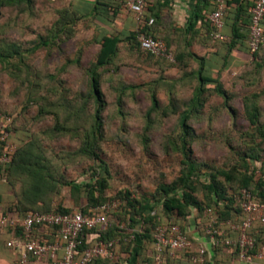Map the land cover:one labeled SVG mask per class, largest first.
Here are the masks:
<instances>
[{"label": "rangeland", "instance_id": "rangeland-1", "mask_svg": "<svg viewBox=\"0 0 264 264\" xmlns=\"http://www.w3.org/2000/svg\"><path fill=\"white\" fill-rule=\"evenodd\" d=\"M76 12L74 0H0V119H10L15 140L38 149L32 156L49 158L46 165L39 162L40 170L47 172L52 162L55 175L57 170L68 183L55 196L42 188L31 198L41 205L32 208L58 211L71 184L96 186L101 175L108 185L104 200L122 205L112 225L123 223L129 229L135 213L127 199L138 201L137 207L147 201L159 205L160 213L166 197L162 187L187 175L190 164L194 170L188 182L197 185L194 194L202 209L209 198L204 186L213 179L233 190L249 170L264 171V48L257 61L250 56L242 66L229 69L227 62L216 63L211 74L220 85L207 84L199 104L193 105L199 83L191 72L200 65L189 59L187 49L179 44L174 52L186 56L178 64L183 67L134 48L122 49L115 61L102 64L89 20L77 19ZM94 71L105 103L101 128L91 96ZM220 87L229 96L227 104ZM153 96L157 108L149 115ZM186 110L191 111L190 130L183 142L180 116ZM254 115L257 125L251 123ZM86 145L96 158L81 152ZM225 173H234V181H226ZM85 201L75 209L71 199L70 210H81ZM200 212L192 208L190 221L199 219Z\"/></svg>", "mask_w": 264, "mask_h": 264}, {"label": "built area", "instance_id": "built-area-1", "mask_svg": "<svg viewBox=\"0 0 264 264\" xmlns=\"http://www.w3.org/2000/svg\"><path fill=\"white\" fill-rule=\"evenodd\" d=\"M117 1L121 7L119 17L122 19L131 15L138 30L142 29L149 0ZM213 3L216 8L208 17L214 29L211 36L214 40L224 41L226 38L222 29L226 0H213ZM248 12L250 27L247 44L250 56L254 58L264 48V0H253ZM137 41L142 51L174 61L173 53L162 39L138 32ZM0 122L9 124L10 119L1 118ZM9 135L10 132L5 131L0 137V141L4 142L0 146V174L11 163L16 150L7 141ZM1 180L5 181L6 177ZM120 205L119 202L99 205L91 209V215L81 211L68 214L56 210L25 215L5 214L0 216V227L9 229L14 235L6 245L17 254L18 264H92L97 259L112 261L119 240L105 241L102 235L112 227V214ZM238 208L237 219L227 220L223 224H220L219 211L209 208L206 222L200 227L196 226L194 231L181 225H158L153 231L152 264H168L179 253L186 254L193 264H206L209 250L223 247L237 250L239 260L245 264H264V232L263 242L255 253L258 239L250 233L256 224L264 227V199L255 197L250 190L242 189L238 195ZM39 228H58L54 241L41 243L36 237Z\"/></svg>", "mask_w": 264, "mask_h": 264}, {"label": "trees", "instance_id": "trees-1", "mask_svg": "<svg viewBox=\"0 0 264 264\" xmlns=\"http://www.w3.org/2000/svg\"><path fill=\"white\" fill-rule=\"evenodd\" d=\"M16 2L28 4L31 2V0H2V3H9V4L12 3L13 4ZM150 5L151 3L149 0V6ZM212 6H213V10L211 11V13L216 8L214 3ZM227 6H228V0H226V7ZM249 7L250 5L248 4H245L244 6L243 10L245 12L244 14L246 17L242 22L243 23L242 26L239 28L238 27L233 28V34H234L233 41L235 42L236 39H239L242 42H246V49H247L248 54H250L248 44H247L248 35H249V27H250V15L248 12ZM120 10H121V7L117 0H96L95 9H94L95 15H105V16H110L115 20H122L119 17ZM150 15L151 13H150V7H149V12L146 15L145 25L142 27V29L138 30V32L143 33L147 36H151L153 38H159L155 35V33L152 30H150V28L147 27V22L150 19ZM75 16L79 20H84V19H87L88 15H82L76 12ZM205 21L210 25V27H212L208 16L206 17ZM212 30H213V27H212ZM138 32L136 31L134 33H131L128 40L132 41L133 43L132 48L142 51L137 41ZM212 32L213 31H211V33L209 34L211 35ZM120 41L121 40L117 36H114V35L106 36L101 41H98L100 45L99 52L102 56L100 58L102 64H104L103 62H107L108 64H111L113 61L117 59V56L119 55V52L121 50L118 47V44L120 43ZM166 44L168 48L171 50L170 43L167 42ZM230 44H234V43L231 42ZM48 45L49 43L47 42L43 43V46H48ZM261 51H259L254 56L255 57L254 60L256 61L258 60L259 58L258 56ZM142 52L146 54L147 56L155 57L151 55L150 53H147L144 51ZM173 56H174V61L172 62V64L177 63V66L179 62H183L182 58L185 59L186 57L184 55H183L184 57L182 55L176 56L175 53H173ZM187 56L191 60L198 61L201 65V68L198 69L196 73L194 71L191 72V75H193L194 77H197L198 83H199L198 90L193 95L191 102L193 105H198L200 102L201 96L204 94V91H205L204 87L207 84H212V83L217 84V87L220 84L218 80L214 78L215 73L208 74L207 71L205 72L203 70L202 67H204L203 61L205 58H199L198 56L192 53H188ZM155 58L171 63V61H168L162 58H158V57H155ZM249 60H250V57H249ZM224 62L226 63L227 61L225 60ZM181 66L182 65H179L178 67H181ZM220 71L221 70L217 72H220ZM90 75H91L90 85H91V90H92L91 96H93L94 100L97 103L96 116L99 121L98 122L99 128H101L102 124L100 122L101 120L100 116H101V112L103 108L105 107V103L103 101L102 90L100 89V75L97 73V71L91 72ZM217 90H218V93L224 98L227 104L229 102V96L227 95L226 91L223 90L221 87L218 88ZM157 102H158L157 98L153 96V106L148 112L149 115H151L153 111L157 108ZM190 119H191V111H188V110L184 111L182 115L180 116V127L182 130V135L180 138L183 142H185L187 138L189 137ZM257 121H258V118L257 116L254 115L253 118H251V123L253 125H257ZM5 131L10 132V135L7 139V141L10 142L12 138L11 128L8 124L4 122H0V137ZM3 144L4 142L0 141V146H2ZM32 145H33L32 143L28 142L25 145L21 144L20 146L17 147L12 157L11 163L3 170L4 173L0 174V180L4 176L7 179L9 177L8 172L10 171V169L14 168L16 172L20 174L22 173V174L28 175V182L30 185V190H28L27 192V194H29L28 197L32 198L33 194L36 195L38 191H40L44 187L50 188L53 191L54 196L59 195L62 187L68 183H66V181L64 180L61 181V178L59 177H61L62 174H59L57 170H56V175H55V167L53 166L51 161H49L51 163H48V165L51 164L50 170H48L47 172L46 171L44 172L45 170L44 168L40 170L41 165H38L40 164L39 162L43 161L42 164H45V159H49V158L46 157L45 155H39L40 159L32 156L34 152L35 153L39 152L38 149L33 147ZM182 148L184 149L185 145ZM90 150H92L90 146L86 145V148L83 147L81 152L91 158H96L97 157L96 153ZM193 170H194V167L192 164H190L189 173L187 175L182 176L179 179V181H175L170 186L162 187L163 193L166 195V197L163 201H161L162 208H161L160 213H159V208H160L159 205H154V203L147 201L144 205H140L139 207H137L136 202L138 201H131L127 199L126 202L128 206L132 208L135 213V216L131 217L130 219L131 226L129 227V229H122L121 227L123 223L122 224L120 223L119 225L116 224L115 226L112 225V227L102 235V239L105 241L118 239L119 244L120 243L122 244L124 238L126 239L129 238L131 240L133 235H135V239H137V236H139L143 239L153 241L154 243L153 231L158 225H181L184 229H189V230L192 229L193 226L200 227L201 224L203 225V223H205L207 220L206 212L209 208H216L219 211L220 224H223L227 220L233 219L232 213H235L237 215L239 214L238 195H239L240 190L242 189L250 190L255 197L259 199H264V171H261V173L256 174L253 171L250 172L249 170V172H247V175L245 176V180L243 184L238 185L233 190L226 189V187H224L222 184L217 182L216 179H213L212 183H210L209 185L204 186V190L209 195V198H208L207 206L202 209L201 201L194 194L196 191H198L197 185H195V183L188 182L189 176L193 173ZM103 173H105L104 169H103ZM233 174L234 173H231V174L225 173L224 176H225L226 181L228 182L234 181ZM50 176L53 178L51 181L48 178ZM99 176L96 178V182H95L96 186L93 185L92 182H86V183H81V184L69 183L71 184L70 194H71V197L75 200L76 205L79 207H82V205L84 204V200H86L85 202L87 204L84 206V208L79 210L86 215H91L92 208H95L99 205L110 202V201H106V199L104 200V194L108 186L107 178L102 177L101 175ZM31 178H33L32 181H30ZM121 208H122V205L118 207V209L112 214V216H114V214H116V212H118ZM192 208L200 209L201 212L198 217L199 219L190 221L189 217L191 216ZM30 212L46 213V212H50V210L35 209V208H32V206H27V207H19V208L11 209L5 212L3 215L5 214L25 215ZM58 212L69 214V213H72L73 211H71L70 209H65L62 206H59ZM153 212H155V215H153ZM197 221L199 224L197 223ZM137 227L142 228V232H140L139 235L134 234V232H132L133 230H131L134 228L137 229ZM57 230L58 228H39L36 231V237L41 243L53 242L54 235L56 234L57 236ZM8 231L12 234V237H13L14 236L13 233L9 229ZM263 232H264V227L261 226L260 224H256L250 231L251 235L256 236L258 239L256 248L253 251L254 253L259 250L260 245L263 242V238H262ZM200 233L202 234L201 230H200ZM192 236L193 234L191 235V237ZM84 247H87V245H84ZM221 250L230 251L236 258H238V252L235 249L225 248V247L213 249L215 253ZM152 256L153 254L148 259L150 264L153 263ZM173 260L175 259L169 260L168 264H170ZM110 262L111 261L105 260V259H97L92 264H108Z\"/></svg>", "mask_w": 264, "mask_h": 264}, {"label": "crops", "instance_id": "crops-1", "mask_svg": "<svg viewBox=\"0 0 264 264\" xmlns=\"http://www.w3.org/2000/svg\"><path fill=\"white\" fill-rule=\"evenodd\" d=\"M95 3L96 0H74L77 13L88 15L87 19L89 20L92 38L98 42L106 36L114 35L121 40L118 44L121 50L126 51L128 48L132 50L133 43L128 38L131 33L138 32L134 18L129 15L122 18V20H115L110 16L95 15ZM150 3L151 15L147 27L155 34H163L164 37H167L173 53L178 50L180 44L184 49H187V53L205 58L203 61L204 67L202 68L208 74L216 71V63L226 60L228 68L231 69L235 66H242L249 60L250 54L247 52L246 42L239 39L233 41V28L242 26V22L246 17L243 10L244 6L245 4L251 6L253 0H228L224 16L225 24L222 29V34L226 39L223 42L212 38L209 33L214 29L212 30V27L205 21L213 10V0H150ZM231 42L234 44H230ZM10 143L17 149L18 146L23 144V141L15 140V136L12 135ZM8 175L9 177L5 181L0 180V216L11 209L41 205V202L28 197L27 192L30 190L28 175L20 174L14 168L10 169ZM32 197L37 196L33 194ZM71 199L73 198L69 192L64 200H60L59 206L63 200V208L70 209L75 206V209H77L79 206L75 202H73V206ZM52 203L55 205L56 200ZM232 216L233 219L231 220L237 219V214L232 213ZM194 229L195 226L191 230L194 231ZM131 230L138 235L142 232L140 227ZM11 239L12 234L8 229L0 227V264H18L17 254L6 245ZM132 239L124 238L122 244H117L115 258L108 264H150L148 259L154 253L153 241L139 236L135 239V235ZM208 259L206 264H245L227 250L217 251L216 253L209 250ZM170 264L193 263L189 261L186 254L180 253Z\"/></svg>", "mask_w": 264, "mask_h": 264}]
</instances>
